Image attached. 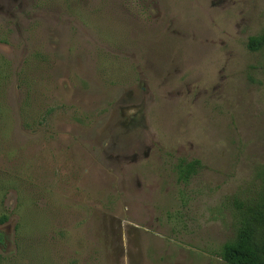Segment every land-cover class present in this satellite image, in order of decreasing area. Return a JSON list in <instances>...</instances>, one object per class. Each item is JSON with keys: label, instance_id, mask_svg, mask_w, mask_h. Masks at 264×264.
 Returning <instances> with one entry per match:
<instances>
[{"label": "rangeland", "instance_id": "obj_1", "mask_svg": "<svg viewBox=\"0 0 264 264\" xmlns=\"http://www.w3.org/2000/svg\"><path fill=\"white\" fill-rule=\"evenodd\" d=\"M263 33L264 0H0V264H223L264 194Z\"/></svg>", "mask_w": 264, "mask_h": 264}, {"label": "trees", "instance_id": "obj_2", "mask_svg": "<svg viewBox=\"0 0 264 264\" xmlns=\"http://www.w3.org/2000/svg\"><path fill=\"white\" fill-rule=\"evenodd\" d=\"M247 45L251 51L264 48V33L250 37ZM200 168L201 162L197 159L179 160L176 164L178 182L188 183ZM255 196L256 193L243 201L233 199L235 237L220 248L223 264H264V194L258 203Z\"/></svg>", "mask_w": 264, "mask_h": 264}]
</instances>
